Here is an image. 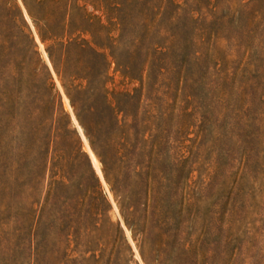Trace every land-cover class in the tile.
I'll use <instances>...</instances> for the list:
<instances>
[{"label":"rangeland","instance_id":"rangeland-1","mask_svg":"<svg viewBox=\"0 0 264 264\" xmlns=\"http://www.w3.org/2000/svg\"><path fill=\"white\" fill-rule=\"evenodd\" d=\"M93 2L0 0V264H264V0H211L217 34L169 87L107 49L66 59L98 21L119 35Z\"/></svg>","mask_w":264,"mask_h":264},{"label":"trees","instance_id":"trees-1","mask_svg":"<svg viewBox=\"0 0 264 264\" xmlns=\"http://www.w3.org/2000/svg\"><path fill=\"white\" fill-rule=\"evenodd\" d=\"M93 1L98 5H104L108 11L106 19L110 25L116 26L119 35L117 38H113L109 32L105 33L108 26L98 21L95 23L98 28L95 29V32H90V39H73L67 44H62L66 59L68 60L70 49L78 47L88 50L91 57L105 67L107 60L103 50L107 49L109 55L115 59L121 73L125 77L138 79L140 82H143L141 74L146 64L149 63L150 69L153 67L158 69V71L156 70L157 76L168 82V87L173 80L178 85L181 80L186 83L190 62L192 61V64L198 68L199 60L204 55L201 43L203 37L212 38L217 34L216 30H208V24L215 23L207 21L203 16V8H208L211 0H182L180 4L175 0ZM145 43L148 44L145 45ZM119 48L124 50L127 60L118 52ZM138 57L142 58L140 66L135 64ZM135 69L140 71H138L140 78H137ZM12 82L13 89L6 92L5 96L11 97L12 104L17 108L18 102L22 98L20 90L17 89L19 87L18 74L12 76ZM75 90L77 93L81 92V90ZM90 90L92 87L89 88ZM92 105L88 108L89 112L95 110ZM98 113L104 117L101 124L104 125L107 122L106 126L112 130L122 128V119L118 117L117 108L108 101L104 102L102 110ZM50 147L51 138L39 146L42 154L40 168L41 166L43 168V162L44 168L47 167L48 160L53 157V162L51 161L53 175L56 171L58 155L54 153L51 157Z\"/></svg>","mask_w":264,"mask_h":264},{"label":"bare ground","instance_id":"bare-ground-1","mask_svg":"<svg viewBox=\"0 0 264 264\" xmlns=\"http://www.w3.org/2000/svg\"><path fill=\"white\" fill-rule=\"evenodd\" d=\"M79 131H80V130H79ZM89 153H90L91 161H92V163H93L95 169L97 170L98 173H100V171H99V167H98V164H97V162H96V160H95L93 154L91 153V151H89Z\"/></svg>","mask_w":264,"mask_h":264}]
</instances>
